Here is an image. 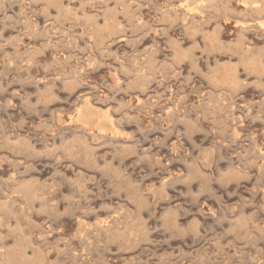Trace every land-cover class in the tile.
I'll return each instance as SVG.
<instances>
[{"label":"clouds","instance_id":"9594fccd","mask_svg":"<svg viewBox=\"0 0 264 264\" xmlns=\"http://www.w3.org/2000/svg\"><path fill=\"white\" fill-rule=\"evenodd\" d=\"M0 264H264V0H0Z\"/></svg>","mask_w":264,"mask_h":264}]
</instances>
